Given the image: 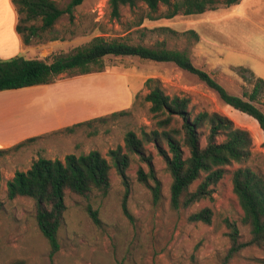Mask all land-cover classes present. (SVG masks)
Instances as JSON below:
<instances>
[{
    "label": "rangeland",
    "instance_id": "1",
    "mask_svg": "<svg viewBox=\"0 0 264 264\" xmlns=\"http://www.w3.org/2000/svg\"><path fill=\"white\" fill-rule=\"evenodd\" d=\"M56 1L64 6L69 0ZM245 6L248 20L223 22L227 28V40L221 39L222 36L215 32L213 36L222 45L225 43L221 41H231L259 51L261 49L256 44H264V0H249ZM217 7L225 5L219 3ZM74 13L73 22L68 14H64L53 31L34 38L26 47V53L44 59L56 54H70L78 47L89 45L96 37L126 39L130 43L148 46L165 42L168 48L186 50L197 67L210 73L230 93L243 95L252 91L254 82L244 79L240 67L251 68L256 62L244 53L222 45L217 48L211 46L205 39L204 13L149 20L146 5L139 3L135 8L122 6L120 17H113L109 0H84ZM36 22L39 23V20ZM191 30L199 35V39ZM52 36L59 38L49 40ZM104 62L105 71H123L130 76L136 92L131 103L120 108L128 109V114L108 117L106 121H96L74 132L44 134L31 143L0 155V264H222L230 246L226 218L237 222L244 241L251 237L249 227L242 223L243 211L233 192L230 176L213 187L211 198L175 208L171 203L172 176L166 169L164 157L153 146H150L151 164L161 182L160 198L155 200L152 190L138 179L139 170L148 173L151 165L136 159L127 171L131 184L127 198L131 217L128 216L122 205L126 185L113 169L109 193L106 196L96 194L90 200L99 210L104 228H98L85 210V199L68 194L65 221L60 229L61 248L53 257L50 255V244L35 217V200L30 197L8 198V180L17 170L28 169L40 156L64 158L69 153L80 154L93 149L108 155L109 150L125 143V136L130 130L153 128V114L144 96L156 84L168 94L189 96L195 112L218 111L228 115L237 126L251 132L256 150L264 154V132L258 121L227 105L197 75L174 62L152 61L137 56L108 55ZM246 74L250 75L249 72ZM63 75L68 76L67 73ZM148 78H155L157 83L147 85ZM14 99H6V103L2 101V106L30 101L32 97L27 95L12 103ZM256 103L264 111V94ZM22 108L26 112L36 111L33 107ZM8 110L6 117H12L17 112V108L15 111ZM94 129H98V134L90 135ZM150 183L153 184L151 179ZM197 185L198 181L191 186V190ZM204 207L213 210L212 222L192 221L190 215ZM229 264H264V247L247 246Z\"/></svg>",
    "mask_w": 264,
    "mask_h": 264
},
{
    "label": "trees",
    "instance_id": "2",
    "mask_svg": "<svg viewBox=\"0 0 264 264\" xmlns=\"http://www.w3.org/2000/svg\"><path fill=\"white\" fill-rule=\"evenodd\" d=\"M241 0H109L111 14L120 17L121 7L135 8L145 4L149 20L173 18L178 14L198 15L219 3L238 4ZM18 14L17 31L25 44L41 37L46 31H53L56 23L68 14L75 19V8L84 0H69L64 6L56 0H12ZM165 7V8H164ZM164 8V10H163ZM39 20V23L36 22ZM191 33L199 35L193 30ZM59 37L52 36L49 40ZM114 56H137L160 62H174L176 65L197 75L229 106L255 118L264 132V111L256 101L264 94V78L258 77L246 67H240L242 76L254 82L251 92L243 95L230 93L210 73L197 67L186 50L171 49L160 42L156 46L130 43L126 39L107 40L96 37L89 45L78 47L70 54H56L51 58H26L15 55L0 58V91L54 82L60 75L76 76L105 71L104 58ZM249 72L250 75L246 74ZM155 82L148 78L147 85ZM150 104L155 126L150 130H130L125 143L111 149L108 155L93 149L80 154L69 153L64 158L40 156L26 170H17L7 183L9 199L30 197L35 200V217L43 235L50 244V255L55 256L61 248L60 229L65 221L68 194L81 196L87 201L85 210L95 225L103 229L104 222L99 210L91 203L94 195L106 196L112 184V171L121 176L126 191L123 197L124 212L131 217L127 206L130 181L127 171L136 159L151 165L150 172L139 170L138 179L153 192L155 200L161 195V182L152 167V149L156 148L165 160L166 169L172 176L171 203L175 208L191 206L204 198H211L213 187L227 176L243 211L242 223L249 227L250 239L244 241L235 220L225 219L230 246L222 258V264L229 262L247 246L264 247V154L255 148L254 138L248 129L239 127L228 115L218 111L195 112L191 98L187 95L168 94L156 84L144 96ZM128 109L112 111L85 121L74 123L58 132H74L96 121L108 117L128 114ZM98 134V129L90 135ZM44 135V134H43ZM26 138L9 148H0V155L9 149H17L41 137ZM150 179L153 184L150 183ZM198 181L196 189L191 186ZM213 210L204 207L190 215L192 221L210 224Z\"/></svg>",
    "mask_w": 264,
    "mask_h": 264
},
{
    "label": "crops",
    "instance_id": "3",
    "mask_svg": "<svg viewBox=\"0 0 264 264\" xmlns=\"http://www.w3.org/2000/svg\"><path fill=\"white\" fill-rule=\"evenodd\" d=\"M248 1L241 0L238 4L230 6L224 4L225 7L222 8L215 5L204 12L205 39L211 46L214 45L217 48L222 45L213 36L214 32L222 36L221 39L227 40L225 37L227 28L224 21L248 20L245 17V5ZM17 22L18 14L12 0H0V58L8 59L15 55H23V53L26 58H41L26 53L28 51L26 47L30 44L24 43L21 34L16 29ZM221 42L225 43L222 46L254 59L256 65L252 67L248 65L252 69L246 68L258 74V77L264 78V44H256L261 49L256 51L247 45L239 46L231 41ZM64 75H60L51 83L0 91L2 118L6 115L2 101L9 98L23 99L27 95L32 97L26 103L13 105L17 108L16 119L11 117L13 124L8 123L10 120L2 122L3 125L0 123V148H9L26 138L48 134L77 122L109 114L128 106L136 92L131 85L129 74L123 71H102L76 76ZM22 106L33 107L36 111L26 112Z\"/></svg>",
    "mask_w": 264,
    "mask_h": 264
},
{
    "label": "bare ground",
    "instance_id": "4",
    "mask_svg": "<svg viewBox=\"0 0 264 264\" xmlns=\"http://www.w3.org/2000/svg\"><path fill=\"white\" fill-rule=\"evenodd\" d=\"M25 101H28V100H22V101H20L19 103H26ZM15 102H17L16 99H14V101H12V103H15ZM3 103H4V102H2V105H3ZM5 103H6V100H5ZM5 105H6V104H5ZM12 105H14V104H9L8 107H10V108H8V107L5 106L4 108L7 109V110H5V111H9L8 109H14V111H15L16 108H14ZM2 107H3V106H2ZM9 114H10V112H9ZM1 115H2V114L0 113V123H2V122L5 123L6 121L4 120V118L6 119V118H8V117H10L9 120H10V122H12V121H11V116L8 115L7 117L5 116L4 118H2ZM14 115L17 117V113L14 114ZM14 115H13L12 117H14ZM16 117H15V118H16ZM3 123H2V125H3ZM12 124H13V123H12ZM9 129H10V126H9Z\"/></svg>",
    "mask_w": 264,
    "mask_h": 264
}]
</instances>
